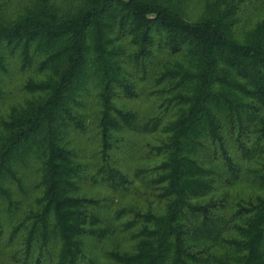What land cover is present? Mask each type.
<instances>
[{"label": "trees", "instance_id": "trees-1", "mask_svg": "<svg viewBox=\"0 0 264 264\" xmlns=\"http://www.w3.org/2000/svg\"><path fill=\"white\" fill-rule=\"evenodd\" d=\"M176 1L0 0V105L24 77L25 97L0 111V247L16 264H102L95 247L109 240L108 264H264V21L241 40L246 0L201 20ZM148 75L162 99L145 114L124 100ZM93 81L103 104L88 157L74 133ZM139 133L156 134L143 151L156 162L131 175L118 154ZM135 178L158 207L89 190ZM240 182L257 191L221 190Z\"/></svg>", "mask_w": 264, "mask_h": 264}, {"label": "rangeland", "instance_id": "rangeland-1", "mask_svg": "<svg viewBox=\"0 0 264 264\" xmlns=\"http://www.w3.org/2000/svg\"><path fill=\"white\" fill-rule=\"evenodd\" d=\"M248 2V9L242 18L235 19L236 22L232 26L235 34L241 40H246L254 36L259 23L264 21V5L262 9H254L261 0H246ZM176 5L179 10L187 16L190 20H201L210 17H227V7L224 0H178ZM24 77L21 73L17 74L10 85L9 100L0 105V111L6 110L9 103L22 100L25 94L19 89V84L23 81ZM155 78L152 75H148V78L141 81L139 84V97L133 101L124 100L126 103L135 106L142 113H152V109L156 101L158 102L161 97L154 98L149 94V89L154 86ZM169 86V85H168ZM93 93L89 96V118L87 120L86 131L83 135L81 133H74V138L79 140L82 137L87 144V156L97 151L99 147V137L97 134L96 118L99 111L102 109L103 102L98 97L100 88L96 85L95 81L91 83ZM157 99V100H156ZM170 116L173 115V111H170ZM77 135V136H75ZM81 135V136H80ZM137 144L132 151H127L126 148L119 152L118 159L122 169L131 175H134L137 168L141 165H152L156 162L155 159H149L143 157V151L147 147V140H155L156 134H134ZM146 138V140H145ZM35 174L32 171H27L25 181L30 193L28 192V201H32L33 197L37 195V191L34 188ZM93 193H99L101 195H115V197L123 204H137L140 206H148L152 203V206L158 207L160 205L159 200L155 197L154 192L149 185L147 178H135L133 185L126 192L114 193L110 188L106 186H98L89 188ZM221 190H229L231 193H254L257 188L248 182H240L232 187H222ZM19 194V192H18ZM21 195V194H20ZM18 195V196H20ZM122 234V233H121ZM120 243L124 246L130 239L129 234H122ZM114 246V241L109 240L103 242L95 247L96 254L100 257L102 264L110 263V259L106 256V250ZM0 264H16L9 259L7 249L0 247Z\"/></svg>", "mask_w": 264, "mask_h": 264}]
</instances>
